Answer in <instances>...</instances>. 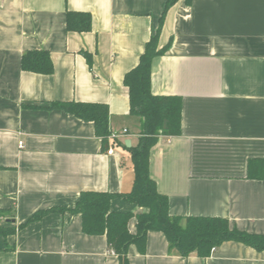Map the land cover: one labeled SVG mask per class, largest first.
<instances>
[{"label": "crops", "instance_id": "1", "mask_svg": "<svg viewBox=\"0 0 264 264\" xmlns=\"http://www.w3.org/2000/svg\"><path fill=\"white\" fill-rule=\"evenodd\" d=\"M167 0H0V264H120L106 235L86 234L73 208L83 191L132 189L131 149L141 119L131 113L127 72L159 28ZM89 12V31L68 30L67 12ZM152 61V92L182 99L180 135H160L150 174L172 215L221 217L264 234V0H178L167 11ZM46 50L53 73L24 70ZM54 101L104 103L110 131ZM128 133H124V129ZM23 141L21 147L19 142ZM113 148V154L108 150ZM254 161V177L249 176ZM115 211H144L122 197ZM136 231V219L129 223ZM129 264H264V250L226 241L208 257L181 256L151 230Z\"/></svg>", "mask_w": 264, "mask_h": 264}, {"label": "trees", "instance_id": "2", "mask_svg": "<svg viewBox=\"0 0 264 264\" xmlns=\"http://www.w3.org/2000/svg\"><path fill=\"white\" fill-rule=\"evenodd\" d=\"M178 0H167L159 28L146 45L138 65L127 72L124 83L129 89L131 113L141 119L139 144L131 149L134 165V183L128 192L83 191L73 208L53 207L37 211L31 218L36 220L50 212L78 213L82 217V229L90 235H106L111 249L119 256L120 264H129V247L136 245L144 253L149 231L163 232L171 251L181 256L196 254L211 255L212 249L226 241H238L257 250H264V234H253L233 227L230 221L221 217L175 216L169 210V198L159 192L156 181L150 174V153L160 135H180L182 99L178 96H161L152 92V61L163 54L167 46H159L160 33L168 9ZM68 30L84 32L92 27L89 12L68 11ZM24 70L51 74L54 67L46 50H31L22 58ZM51 108L63 109L81 119L93 121L96 133L106 140L110 136L109 107L104 103L77 101H54ZM165 120L169 127L164 128ZM254 161L250 162L249 176L254 177ZM264 165V161H262ZM264 178V173L257 175ZM122 197L145 209L115 211L111 201ZM136 219V231L129 229L130 221ZM12 229L0 227V233L7 235Z\"/></svg>", "mask_w": 264, "mask_h": 264}, {"label": "built area", "instance_id": "3", "mask_svg": "<svg viewBox=\"0 0 264 264\" xmlns=\"http://www.w3.org/2000/svg\"><path fill=\"white\" fill-rule=\"evenodd\" d=\"M123 131H124V133H128V129H126V128H125ZM110 137L113 138V139H114V138H117V137H118V133H116V132H111V133H110ZM19 144H20V146L22 147L23 144H24V142H23V141H20ZM113 152H114L113 148H110V149L108 150V153H109V154H113ZM213 251H215V248L212 249V252H213ZM113 252H114V251H113Z\"/></svg>", "mask_w": 264, "mask_h": 264}, {"label": "water", "instance_id": "4", "mask_svg": "<svg viewBox=\"0 0 264 264\" xmlns=\"http://www.w3.org/2000/svg\"><path fill=\"white\" fill-rule=\"evenodd\" d=\"M168 127H169V121L168 120H165L164 128H168Z\"/></svg>", "mask_w": 264, "mask_h": 264}]
</instances>
